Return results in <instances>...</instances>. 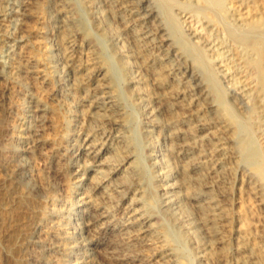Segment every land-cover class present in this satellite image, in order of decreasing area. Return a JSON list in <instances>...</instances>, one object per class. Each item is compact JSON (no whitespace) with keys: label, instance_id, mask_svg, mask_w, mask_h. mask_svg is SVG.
<instances>
[{"label":"bare ground","instance_id":"obj_1","mask_svg":"<svg viewBox=\"0 0 264 264\" xmlns=\"http://www.w3.org/2000/svg\"><path fill=\"white\" fill-rule=\"evenodd\" d=\"M244 1L0 0V169L35 213L17 264H264V137L226 60L264 20Z\"/></svg>","mask_w":264,"mask_h":264},{"label":"rangeland","instance_id":"obj_2","mask_svg":"<svg viewBox=\"0 0 264 264\" xmlns=\"http://www.w3.org/2000/svg\"><path fill=\"white\" fill-rule=\"evenodd\" d=\"M235 1L237 4L236 6L238 8L241 6L240 9L244 8L246 11V8L248 7L247 1H244V0H235ZM249 5H250V8H252V12L255 15L258 14L257 15L258 17H262V19H264V0H254V2L250 3ZM244 9H243V11H244ZM229 14H227L229 17L227 16V18H226V16H225L224 18L226 20H223V21L226 24L230 23V22L234 24L235 22L233 21L234 20L233 17L235 15L231 16ZM238 18H239L238 15L235 16L236 23L238 26L240 25V27H242L243 24L241 25L240 24L241 21H237ZM262 21H263L262 22L263 25L261 24V26H260L262 29L259 27L260 29L256 28L255 29L256 31L252 30V32L250 33L251 37L249 35L246 36L247 41L246 40L241 41L238 38H236L235 36H230L229 34L228 35L226 34V37L228 36L226 39V44L228 45L227 47L229 48V49H227L229 52H227V55H226L227 59L226 60H227V62H230L228 64H229V66H231L230 67L231 68V74L235 77V79H238V80L240 79L241 81L240 80L239 81L241 83L243 81V85H247V87H250L254 90V91L252 90V98H253L255 109L253 107V110L250 111L249 113H247V116H246L247 119H245V124L252 131L257 133L256 136L258 138L264 137V90H263V88H261L262 77L259 74V72L255 66V61L257 60L256 48H254V43L251 41H254V38L255 39L260 38V39L264 40V20H262ZM221 23H223V22H221ZM221 23L219 24V29L224 28L225 27L224 25H226L225 23H223V24H221ZM223 30H220V32L222 33V37H224V35H225L224 33L226 32V31L223 32ZM244 31H246V28L244 29ZM258 31L260 32V34ZM254 32H258V33H254ZM242 42H243V44H242ZM250 42H251V44H250ZM252 48L255 50H253ZM251 59L254 60V62ZM249 61L251 62V65H250ZM252 64H253V67H252ZM263 66H264V64H263ZM2 169H0V253H1L0 254V264H17L19 252L17 251L18 247H16V246H18L17 244L23 238V236L26 235V233H28V231L30 230L29 228H32L31 226L33 225V221L35 219V213L33 212L31 199L24 197V196H23V198H22V196H17V198H15V199L8 198V195H7L8 190H6V189L11 187V180L9 178V173H6L5 170L3 169L4 170L3 171ZM4 173H6V174H4ZM54 176H56V178ZM52 177L56 183H59L61 181V176H58V175L53 173ZM57 180H58V182H57ZM5 191H6V193H5ZM20 198H22V199H20ZM12 200H13V202H12ZM7 207H9L11 209H9ZM24 231L25 232L27 231V232L23 233ZM6 245L10 249V257H12V258L9 257V259H5V251H6L5 247H6ZM112 260L113 259H109L108 262L114 263V260L113 261Z\"/></svg>","mask_w":264,"mask_h":264}]
</instances>
